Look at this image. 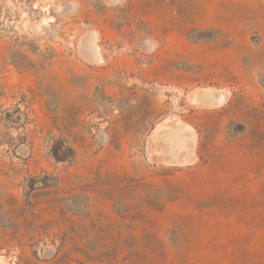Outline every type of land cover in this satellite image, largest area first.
<instances>
[{"label":"rangeland","instance_id":"374dc122","mask_svg":"<svg viewBox=\"0 0 264 264\" xmlns=\"http://www.w3.org/2000/svg\"><path fill=\"white\" fill-rule=\"evenodd\" d=\"M0 259L264 264V0H0Z\"/></svg>","mask_w":264,"mask_h":264},{"label":"water","instance_id":"95a60500","mask_svg":"<svg viewBox=\"0 0 264 264\" xmlns=\"http://www.w3.org/2000/svg\"><path fill=\"white\" fill-rule=\"evenodd\" d=\"M94 44L96 46L95 47V51H98L97 44L95 42H94ZM206 90H211V91L214 92V94H213L214 100H212L211 103L210 102H205L206 105H204V106H206V107H214V106H217V105H213L215 102L222 103L221 93L218 92L217 90H212V89H209V88H203V89H200L198 91L197 94L199 96V99L202 98V93L205 92ZM170 127H180V126H176V125H173V124H165L159 129V132L161 133L164 130H168V128H170ZM165 158H166V161H168L170 163H183L184 164V163L192 162L193 159H194V156L193 155H189V156L183 157V158L182 157L181 158H176L173 155H168V156L165 155Z\"/></svg>","mask_w":264,"mask_h":264},{"label":"bare ground","instance_id":"6f19581e","mask_svg":"<svg viewBox=\"0 0 264 264\" xmlns=\"http://www.w3.org/2000/svg\"><path fill=\"white\" fill-rule=\"evenodd\" d=\"M209 89H212V90H217L218 92H220L221 93V97H222V102H224L226 99H227V94H226V92L224 91V90H218V89H213V88H209ZM200 90V89H199ZM199 90H196L195 92H194V94H195V98H196V103L197 104H199V105H201V106H204V105H206V103L205 102H212V100H214V97H213V94H214V92L213 91H211V90H206L205 92H203L202 93V98L201 99H199V96H198V91ZM221 103H218V102H215L213 105H220ZM205 107V106H204ZM171 128H175V127H170V128H168V130L169 129H171ZM167 130H164V131H162L161 133L160 132H158V134H157V137H159L160 139H161V135L162 136H164V133H167L166 132ZM170 136V135H169ZM163 138V137H162ZM168 138V137H167ZM164 139H165V137H164ZM193 140V139H192ZM166 141V140H165ZM165 141H164V143H165ZM172 141V140H171ZM168 143H169V141H168ZM168 143H166V144H168ZM167 147H170V144H169V146H167ZM171 155V154H170ZM187 156H189V155H187ZM187 156H185V157H187ZM174 157H176V158H181V157H178V156H174ZM183 158V157H182ZM0 264H2L1 263V259H0Z\"/></svg>","mask_w":264,"mask_h":264}]
</instances>
